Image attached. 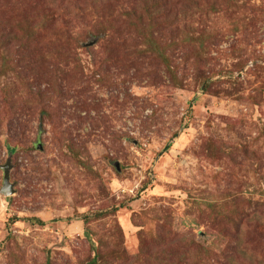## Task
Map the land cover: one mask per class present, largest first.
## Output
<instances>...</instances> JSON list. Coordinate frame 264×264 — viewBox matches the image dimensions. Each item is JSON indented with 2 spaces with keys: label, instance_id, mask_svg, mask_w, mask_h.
<instances>
[{
  "label": "rangeland",
  "instance_id": "1",
  "mask_svg": "<svg viewBox=\"0 0 264 264\" xmlns=\"http://www.w3.org/2000/svg\"><path fill=\"white\" fill-rule=\"evenodd\" d=\"M176 1L0 0V264H264V0Z\"/></svg>",
  "mask_w": 264,
  "mask_h": 264
},
{
  "label": "trees",
  "instance_id": "2",
  "mask_svg": "<svg viewBox=\"0 0 264 264\" xmlns=\"http://www.w3.org/2000/svg\"><path fill=\"white\" fill-rule=\"evenodd\" d=\"M149 2H152L151 6L152 7L154 6V8L156 7L158 10L160 9L159 6L164 3V2H162V0H137V3H139L138 10L142 11L141 16H139L140 20L142 21L145 17L148 18L151 22H155L158 19H166L167 13H168L167 11H163V13H162V12H159V11H155V9H156L155 8L154 9L155 15L154 14L152 15V12H151L152 9H148L147 8L148 7L147 4ZM176 4L181 5V10L184 11V13L187 12V10H189V8H190V5L185 0L176 1ZM46 15H47V18L52 17V14H46ZM52 21H53V19H52ZM34 31L35 30H33V35H34ZM91 264H93V263H91Z\"/></svg>",
  "mask_w": 264,
  "mask_h": 264
},
{
  "label": "water",
  "instance_id": "3",
  "mask_svg": "<svg viewBox=\"0 0 264 264\" xmlns=\"http://www.w3.org/2000/svg\"><path fill=\"white\" fill-rule=\"evenodd\" d=\"M40 148V147H38ZM0 169L4 173L3 177V186L0 191V194L5 197H10L15 193L14 186L10 183V170H11V161L10 159L7 160L4 166H1Z\"/></svg>",
  "mask_w": 264,
  "mask_h": 264
}]
</instances>
